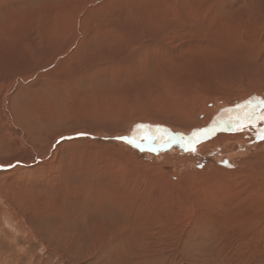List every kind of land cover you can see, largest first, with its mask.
I'll return each instance as SVG.
<instances>
[{"label":"rangeland","instance_id":"obj_1","mask_svg":"<svg viewBox=\"0 0 264 264\" xmlns=\"http://www.w3.org/2000/svg\"><path fill=\"white\" fill-rule=\"evenodd\" d=\"M7 43L29 70L0 88V264H264V159L200 150L221 135L256 146L264 120L213 130L214 109L189 130L200 141L157 148L135 136L141 122L122 132L143 112L185 126L184 106L264 77V0H0V53ZM255 97L229 101V118L263 113Z\"/></svg>","mask_w":264,"mask_h":264},{"label":"bare ground","instance_id":"obj_2","mask_svg":"<svg viewBox=\"0 0 264 264\" xmlns=\"http://www.w3.org/2000/svg\"><path fill=\"white\" fill-rule=\"evenodd\" d=\"M106 18V17H105ZM187 26V25H186ZM86 30V29H85ZM134 30V29H133ZM95 31V30H94ZM129 31V30H128ZM132 31V30H131ZM88 32V31H87ZM125 32V31H124ZM171 33V32H170ZM209 33H210V31H209ZM130 35V34H129ZM214 35V34H213ZM216 35V34H215ZM131 38V37H130ZM218 38H219V36H218ZM32 39V38H31ZM115 39H116V37H115ZM134 39V38H133ZM154 39V40H153ZM152 40L153 41H156L157 40V38L155 37V38H153ZM215 39V38H214ZM14 40V39H13ZM129 40V39H128ZM131 40V39H130ZM129 40V41H130ZM23 41H24V39H23ZM29 41V40H28ZM132 41V40H131ZM130 41V42H131ZM22 42V41H21ZM36 42H37V40H36ZM36 42H35V44H36ZM39 42V41H38ZM42 42V41H41ZM5 43V42H4ZM15 44L16 43H18V40H16L15 42H14ZM30 43V42H29ZM64 43V42H63ZM8 44V43H7ZM26 44H27V50H28V52L29 51H31L32 53H33V55H36V52L37 51H35V48H33L32 46L33 45H31V44H28L27 42H26ZM38 44V43H37ZM36 44V45H37ZM118 44V43H117ZM126 44H127V42H126ZM125 44V45H126ZM154 44V43H153ZM114 45V44H113ZM8 46H9V44H8ZM7 46V47H8ZM39 46H41V45H39ZM10 48H4L5 50L3 51V52H1L0 53V88L1 87H5L6 86V83H7V81H10V79L12 80H14V79H18L17 78V75H16V73L17 72H19V70L20 69H22L23 71H21V72H23V74H26V73H28V64L29 63H27V59H22L23 58V56H24V51H25V49L23 50H19V47L17 46V48H15L14 47V45L12 44V46H9ZM117 47V49L120 47V46H116ZM43 48H44V46H43ZM59 48V47H58ZM133 48V47H132ZM14 49H15V54H14ZM39 49V48H38ZM37 49V50H38ZM120 49V48H119ZM122 49V48H121ZM116 50V49H115ZM42 51H43V49H42ZM119 52V51H118ZM137 53V52H136ZM209 54V53H208ZM15 55L18 57V58H16L15 57ZM110 55V54H109ZM118 56H119V54H117ZM131 55V54H130ZM45 57V54H44V52L43 53H39L38 54V57ZM127 56V55H126ZM113 57V56H112ZM115 57V56H114ZM114 57H113V59H114ZM120 57V56H119ZM128 57V56H127ZM35 58H37V57H35ZM20 59H22V60H20ZM38 59V58H37ZM43 60H45L44 58H42ZM128 59V58H127ZM132 59V58H131ZM115 60H116V58H115ZM117 60H120L119 58H117ZM122 61V60H121ZM120 61V62H121ZM114 62V61H113ZM41 63V62H40ZM45 63V62H44ZM111 63V62H110ZM127 63H129V62H127ZM117 64H118V62H117ZM124 64V63H123ZM131 64V63H130ZM31 65V64H30ZM116 65V64H115ZM233 66H235V65H233ZM40 68H42V66H40ZM239 68V67H238ZM238 68H236V67H229V69H226V77L228 78V79H230L231 77V79H233V78H235V77H237L238 76V74H240L241 75V73L239 72L240 70L238 69ZM234 69V70H233ZM40 72H42V69L39 71V73ZM237 72H238V74H237ZM245 74H246V72H244ZM248 73V72H247ZM178 75V74H177ZM23 76H25V75H23ZM186 77V76H185ZM184 77V78H185ZM223 77V76H222ZM225 77V76H224ZM256 77V76H255ZM170 79V78H169ZM168 79V80H169ZM224 79V78H223ZM258 79H260L259 81H257L256 80V82H254V81H252V82H254L253 84L251 83V84H243L242 86H246V87H243V90L241 89V87H239V88H237V89H233L232 88V86L233 85H231V86H229L228 88H229V95L230 96H222V95H216L215 97H211L212 98V100H209L208 102H210V101H213V105H212V107L211 108H209V107H207V105H205V103H204V105L201 103V105L200 106H198V108H196V110L194 109L195 108V106H193V105H191L190 107H193V110H189V109H187L186 108V106H184L185 108H182L183 109V111H182V114L183 113H185V116H186V118H189V119H187V121H188V123L185 125V126H183V125H179V123H173V124H171V123H168V121L166 122L165 120H164V118L163 119H161L160 117H158V116H156V115H154V116H151V115H146V113L147 112H143V114L142 115H139V117L138 118H136V119H133V120H131V121H127L125 124V127L122 129V132L123 131H130L135 125H136V123H138V122H141L140 124V126L138 125L137 126V128H139L140 127V129H141V127H144V125H142V124H152L153 126H160V124L161 125H164V124H167V125H169V126H171V127H173V128H175L176 130H173V129H171V131H172V133L174 134V133H176L175 135H176V138H171L172 140H174V142L175 141H177V140H180V139H185V140H187V138H189V135H191L190 137H194L195 135H196V138H199V136L196 134V131L195 130H193V131H189L191 128H194V127H196V126H200V125H202V124H204L205 122H207L209 119H210V116H211V112L214 110V109H217V110H219L217 113V122H216V124L218 125V126H214V128H213V130H217L218 128H220V129H222V128H226V127H233V126H235V129H237L238 128V130H241V129H243L242 128V126H241V124H239V125H236V124H238L237 123V119H239V121H240V119H244V118H250V123L252 122V124H256L255 123V121L256 120H260V116H262V115H264V112L263 113H259V114H255V112H254V110H251V111H248V112H246V113H244V115H241L240 117L239 116H235V118H233V120L232 119H230L229 118V116H230V114H232L231 116H233V115H235L234 114V107L231 109L230 107H229V104L228 103H230L231 101H233V100H235V99H237L238 97H243V96H245L246 94H248L250 91H253V90H259V89H264V77H262V78H258ZM21 80V79H20ZM186 81V80H185ZM172 82V81H171ZM184 82V81H183ZM15 83V82H14ZM16 83H17V81H16ZM174 84H175V86L176 85H178V83H175V82H173ZM172 83V84H173ZM231 83V82H230ZM171 85V84H170ZM170 85L169 86H166L167 87V89L169 90V87H170ZM186 85V84H185ZM191 86V85H190ZM185 87V86H184ZM234 87V86H233ZM236 88V87H235ZM174 89V91L176 90L175 88H173ZM177 89H179V86H177ZM188 89V88H187ZM192 89V88H191ZM181 90V89H180ZM238 90V91H237ZM176 92V91H175ZM174 92V93H175ZM205 92V91H204ZM177 93H178V91H177ZM179 94V93H178ZM187 94V93H186ZM174 95V94H173ZM172 95V96H173ZM184 96H186V95H184ZM193 97V96H192ZM178 98V97H177ZM179 98H180V94H179ZM184 98V97H183ZM188 98H189V96H188ZM215 98V99H214ZM256 98V102H252V103H250V105H252L253 107H254V105H257L258 103H263L264 104V99H262V98H260V97H255ZM175 99V98H174ZM190 99H193V98H190ZM189 99V100H190ZM230 101V102H229ZM207 102V103H208ZM223 103V104H221L220 105V103ZM228 106V107H227ZM176 109H177V107H176ZM254 109V108H253ZM264 110V109H263ZM177 113H178V110H175ZM151 112V111H150ZM173 112V111H172ZM258 112V111H257ZM153 113H155V111L153 112ZM174 113V112H173ZM173 113H172V115H173ZM179 113H180V111H179ZM178 113V114H179ZM201 113H204L205 115H200ZM228 113V114H227ZM139 114V113H138ZM160 114V113H159ZM181 114V113H180ZM136 115V114H135ZM153 115V114H152ZM163 115V114H162ZM161 116V115H160ZM201 116L203 117V118H201ZM164 117V116H163ZM184 117V116H183ZM234 117V116H233ZM134 118V117H133ZM182 118V117H181ZM178 119V118H177ZM186 120V119H185ZM184 120V121H185ZM173 121V120H172ZM219 121V122H218ZM242 121V120H241ZM243 122V121H242ZM260 123H261V121H260ZM258 124V123H257ZM256 124V125H257ZM262 124V123H261ZM259 125V124H258ZM1 128V127H0ZM245 128V127H244ZM252 128V127H251ZM140 129H138L139 130V134L141 135V130ZM170 129V128H169ZM169 129H167V130H169ZM185 130V131H189V132H184V135L180 138V136L178 135L179 134V132H181V130ZM256 129H257V132H255L254 133V137H255V134H257L258 136H260V130L261 129H264V124H263V126L262 127H256ZM4 130V129H3ZM137 130V131H138ZM246 130H247V132H249V131H251V129L250 128H246ZM245 130V131H246ZM253 130V129H252ZM12 131V130H11ZM71 131V130H70ZM254 131V130H253ZM170 132V131H169ZM0 133H2V131L0 132ZM5 133V132H4ZM20 134H21V136L23 135V133L22 132H20ZM58 134V133H57ZM65 134H67V132H64V134L63 135H65ZM211 134V133H210ZM210 134L208 135V136H210ZM248 134H250V133H248ZM207 136V137H208ZM247 136H249V135H247ZM251 136V135H250ZM252 137V136H251ZM248 139V138H247ZM252 139H253V137H252ZM145 140V139H144ZM167 139L166 138H162V137H157V139H153L151 142H149L150 143V145H149V143L148 144H146V143H144L145 145H147L146 147H156V146H160V145H158V144H162V142L163 141H166ZM244 140V141H243ZM254 141H256V140H259V139H257V137L255 138V139H253ZM261 141H263V140H261ZM145 142V141H144ZM253 141H251V139H249V140H245V138H244V136L243 135H239V136H236V137H233V136H231V135H221V136H219L218 138H216L215 140H213V141H210V142H206L205 144H203L202 146H200V150H203V149H205V148H208V146H210L211 147V149L213 148V147H218V149L219 150H222V146L224 147V149L223 150H225V152H227V153H229V154H234V155H240V160H242V159H246V161L247 160H257L258 161V159H260V158H262V159H264V142H262V143H258V141H257V145L256 146H251L250 144L252 143ZM260 142V141H259ZM171 142H169V144H170ZM186 143V142H185ZM192 143V142H191ZM13 145V144H12ZM163 145V144H162ZM250 146V147H249ZM157 148V147H156ZM156 148L154 149V150H156ZM246 148V150L243 152V150ZM19 149V148H18ZM217 149V150H218ZM250 149H252V153L250 152ZM24 150V149H23ZM261 150V151H260ZM18 151V150H17ZM20 151V150H19ZM248 151V152H247ZM21 153V152H20ZM19 153V154H20ZM29 154V153H28ZM23 155H25V154H23ZM24 156H19V155H15V156H13V157H11L10 158V161H13L14 163L16 162V161H22V162H29V163H33V162H31L30 161V159L28 158V159H24L23 158ZM169 157V156H168ZM175 158L176 157H179L177 154H175V156H174ZM15 158V160H13ZM180 158H182V157H180ZM184 158V157H183ZM34 159V158H33ZM168 159V158H167ZM6 161V160H5ZM34 161V160H33ZM45 162V161H44ZM13 163V164H14ZM39 163V162H38ZM183 163V162H182ZM35 164V163H34ZM180 164V163H179ZM178 164V165H179ZM37 165V164H36ZM35 165V166H36ZM39 165V164H38ZM31 166V165H30ZM258 166V165H257ZM209 167H211V166H209ZM4 168L6 169V168H8L6 165L4 166ZM34 168V167H33ZM213 168V167H212ZM215 168V167H214ZM213 168V169H214ZM22 169H24L23 167H17L15 170H12V171H10L9 173H7V174H14V173H18L19 171H21ZM1 170V169H0ZM216 170H219V171H222V172H225V173H231L232 171H234V170H236V168H230V169H225V168H223L222 166H219V165H216ZM215 170V171H216ZM256 170V169H255ZM30 171V170H29ZM184 173V172H183ZM252 173H254V172H252ZM182 174V173H181ZM180 174V175H181ZM232 174V173H231ZM255 174V173H254ZM16 175V174H15ZM14 175V177H15V181H13V182H16V183H18V178L16 177ZM234 175V174H233ZM254 176H257V174L256 175H254ZM209 178H210V176H208ZM212 178V177H211ZM252 178H253V175H252ZM255 179V178H254ZM259 179V181H260V178H258ZM11 180V179H10ZM28 180V179H27ZM186 180V179H185ZM12 181V180H11ZM254 182V181H253ZM256 182V181H255ZM257 182H258V180H257ZM10 183H12V182H10ZM261 183V182H260ZM9 184V183H8ZM22 183H20V185H21ZM257 184V183H256ZM12 185V184H11ZM25 185H26V183H25ZM263 185V184H262ZM21 186H23V184L21 185ZM257 186V185H256ZM259 186V185H258ZM4 187V186H3ZM263 187V186H262ZM16 187H14V189H15ZM13 190V189H12ZM12 190H10V191H12ZM14 191V190H13ZM16 192H18V196H19V198L21 199V200H23V192L21 191V189H19V190H17V191H15L14 192V194L16 193ZM10 193H12L13 194V192H10ZM10 196V195H9ZM25 196V195H24ZM12 197V196H11ZM10 199V198H9ZM8 199V200H9ZM5 200V199H4ZM19 201V200H18ZM5 202V201H4ZM18 203V202H17ZM9 209V208H8ZM16 210V209H15ZM3 211V210H2ZM11 211V210H10ZM12 212V211H11ZM16 215V214H15ZM13 216V214L12 213H9V212H6V213H4L1 217L3 218L4 217V219L7 221L8 219H11V217ZM1 218V219H2ZM14 218H16V217H14ZM5 221V222H6ZM10 221V220H9ZM13 221V220H12ZM15 221V220H14ZM4 222V223H5ZM111 222V221H110ZM23 223V222H22ZM125 223V222H124ZM1 224V223H0ZM6 224V223H5ZM23 225V224H22ZM12 228V227H11ZM15 229V228H14ZM21 250V249H20Z\"/></svg>","mask_w":264,"mask_h":264},{"label":"water","instance_id":"obj_3","mask_svg":"<svg viewBox=\"0 0 264 264\" xmlns=\"http://www.w3.org/2000/svg\"><path fill=\"white\" fill-rule=\"evenodd\" d=\"M141 129H140L141 130V135L139 134V130L137 131V135H135V136H137L138 139L144 137L143 139H146V140H148V142H151L153 139L155 140L159 136V137L167 139L166 141H163V142L174 141V140L171 139V136L173 135L171 129L168 128L169 130H167V127L165 125H160V126L156 127V126H153L150 123V124H145L144 127H141ZM190 136L191 135H189V138H187V140L180 139L178 141H183V142H186V143L187 142L200 141L199 138H196V135L194 137H190Z\"/></svg>","mask_w":264,"mask_h":264},{"label":"snow or ice","instance_id":"obj_4","mask_svg":"<svg viewBox=\"0 0 264 264\" xmlns=\"http://www.w3.org/2000/svg\"><path fill=\"white\" fill-rule=\"evenodd\" d=\"M260 119L264 120V115L260 116ZM77 135L78 136H85V135H87V133H77ZM64 139H72V137H61V141ZM116 139L127 141L130 144L135 142L134 140H131L127 137H116ZM59 142L60 141H58L57 143H59ZM190 150L194 151L195 149H190Z\"/></svg>","mask_w":264,"mask_h":264}]
</instances>
